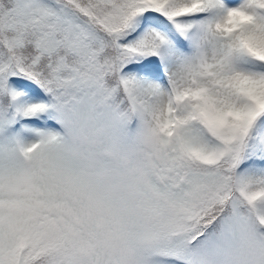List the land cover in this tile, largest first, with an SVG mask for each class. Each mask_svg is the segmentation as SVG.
<instances>
[{"label": "snow or ice", "instance_id": "1", "mask_svg": "<svg viewBox=\"0 0 264 264\" xmlns=\"http://www.w3.org/2000/svg\"><path fill=\"white\" fill-rule=\"evenodd\" d=\"M0 264H264V0H0Z\"/></svg>", "mask_w": 264, "mask_h": 264}]
</instances>
